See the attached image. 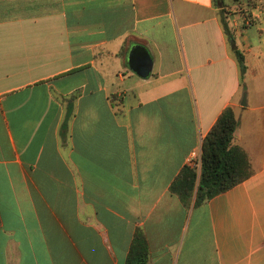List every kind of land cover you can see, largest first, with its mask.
I'll list each match as a JSON object with an SVG mask.
<instances>
[{
  "label": "crops",
  "instance_id": "crops-1",
  "mask_svg": "<svg viewBox=\"0 0 264 264\" xmlns=\"http://www.w3.org/2000/svg\"><path fill=\"white\" fill-rule=\"evenodd\" d=\"M233 1L241 80L215 0H0V264H122L135 228L149 264H264V0ZM225 106L251 172L192 207Z\"/></svg>",
  "mask_w": 264,
  "mask_h": 264
},
{
  "label": "trees",
  "instance_id": "trees-1",
  "mask_svg": "<svg viewBox=\"0 0 264 264\" xmlns=\"http://www.w3.org/2000/svg\"><path fill=\"white\" fill-rule=\"evenodd\" d=\"M220 6V22L228 41L233 44V32L227 25L223 0H215ZM237 62L239 80L245 63L242 53L232 45ZM237 119L230 106L218 113L201 138L200 152L192 164H183L169 183V190L176 193L184 204L196 206L212 195L221 192L247 177L251 168L245 151L232 141ZM122 264H149L148 249L141 229L135 228Z\"/></svg>",
  "mask_w": 264,
  "mask_h": 264
},
{
  "label": "water",
  "instance_id": "water-1",
  "mask_svg": "<svg viewBox=\"0 0 264 264\" xmlns=\"http://www.w3.org/2000/svg\"><path fill=\"white\" fill-rule=\"evenodd\" d=\"M133 70L141 76H145L150 68V60L144 54H133L130 57Z\"/></svg>",
  "mask_w": 264,
  "mask_h": 264
},
{
  "label": "rangeland",
  "instance_id": "rangeland-1",
  "mask_svg": "<svg viewBox=\"0 0 264 264\" xmlns=\"http://www.w3.org/2000/svg\"><path fill=\"white\" fill-rule=\"evenodd\" d=\"M250 1L251 0H234L233 1L234 8L236 9L237 12H240L239 14H243L244 15L246 13H245L244 10H242L243 9L242 6H245V5L248 6V5H250L251 4ZM230 4H232V2ZM239 9H241V10H239ZM224 10H228V9L225 8Z\"/></svg>",
  "mask_w": 264,
  "mask_h": 264
}]
</instances>
